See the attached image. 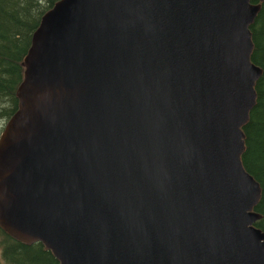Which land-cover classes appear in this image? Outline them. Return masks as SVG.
Returning a JSON list of instances; mask_svg holds the SVG:
<instances>
[{
  "label": "water",
  "instance_id": "obj_1",
  "mask_svg": "<svg viewBox=\"0 0 264 264\" xmlns=\"http://www.w3.org/2000/svg\"><path fill=\"white\" fill-rule=\"evenodd\" d=\"M251 1L56 0L0 132V230L57 264H264Z\"/></svg>",
  "mask_w": 264,
  "mask_h": 264
},
{
  "label": "trees",
  "instance_id": "obj_2",
  "mask_svg": "<svg viewBox=\"0 0 264 264\" xmlns=\"http://www.w3.org/2000/svg\"><path fill=\"white\" fill-rule=\"evenodd\" d=\"M56 0H0V122L16 109L15 89L22 76L21 61L41 15ZM252 3H257L255 0ZM252 43L250 62L261 70L254 84L255 104L241 127L244 171L258 184L260 197L253 211L260 219L254 224L264 233V2L248 28ZM0 264H57L39 243L23 244L0 230Z\"/></svg>",
  "mask_w": 264,
  "mask_h": 264
},
{
  "label": "rangeland",
  "instance_id": "obj_3",
  "mask_svg": "<svg viewBox=\"0 0 264 264\" xmlns=\"http://www.w3.org/2000/svg\"><path fill=\"white\" fill-rule=\"evenodd\" d=\"M3 123H4V122H0V130H1V127H2Z\"/></svg>",
  "mask_w": 264,
  "mask_h": 264
}]
</instances>
